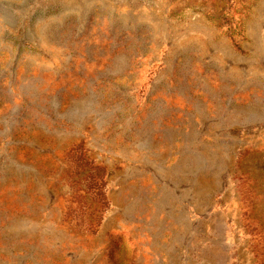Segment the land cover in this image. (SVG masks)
I'll list each match as a JSON object with an SVG mask.
<instances>
[{"label":"rangeland","instance_id":"obj_1","mask_svg":"<svg viewBox=\"0 0 264 264\" xmlns=\"http://www.w3.org/2000/svg\"><path fill=\"white\" fill-rule=\"evenodd\" d=\"M0 264H264V0H0Z\"/></svg>","mask_w":264,"mask_h":264},{"label":"trees","instance_id":"obj_2","mask_svg":"<svg viewBox=\"0 0 264 264\" xmlns=\"http://www.w3.org/2000/svg\"><path fill=\"white\" fill-rule=\"evenodd\" d=\"M103 185V183H101L100 184V186L99 187H101ZM105 199V198H104ZM107 203H104V205H106ZM101 222V219L100 220H98L97 222H96V226L99 224ZM94 224H95V222L94 223H91V224H89V225H87L90 229L94 226Z\"/></svg>","mask_w":264,"mask_h":264}]
</instances>
